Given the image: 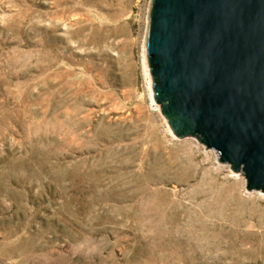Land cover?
<instances>
[{
    "label": "rangeland",
    "instance_id": "374dc122",
    "mask_svg": "<svg viewBox=\"0 0 264 264\" xmlns=\"http://www.w3.org/2000/svg\"><path fill=\"white\" fill-rule=\"evenodd\" d=\"M150 7L0 0V264H264L263 190L155 97Z\"/></svg>",
    "mask_w": 264,
    "mask_h": 264
},
{
    "label": "water",
    "instance_id": "95a60500",
    "mask_svg": "<svg viewBox=\"0 0 264 264\" xmlns=\"http://www.w3.org/2000/svg\"><path fill=\"white\" fill-rule=\"evenodd\" d=\"M147 48L177 135L264 192V0H151Z\"/></svg>",
    "mask_w": 264,
    "mask_h": 264
},
{
    "label": "bare ground",
    "instance_id": "6f19581e",
    "mask_svg": "<svg viewBox=\"0 0 264 264\" xmlns=\"http://www.w3.org/2000/svg\"><path fill=\"white\" fill-rule=\"evenodd\" d=\"M148 65V64H147ZM148 67V66H147ZM148 70V69H147ZM150 74V73H149Z\"/></svg>",
    "mask_w": 264,
    "mask_h": 264
}]
</instances>
